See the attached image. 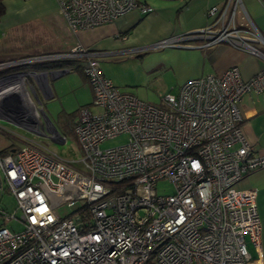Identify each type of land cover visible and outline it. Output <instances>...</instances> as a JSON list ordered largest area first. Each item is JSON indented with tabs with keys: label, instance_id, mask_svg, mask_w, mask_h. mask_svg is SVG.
<instances>
[{
	"label": "built area",
	"instance_id": "2783aa9c",
	"mask_svg": "<svg viewBox=\"0 0 264 264\" xmlns=\"http://www.w3.org/2000/svg\"><path fill=\"white\" fill-rule=\"evenodd\" d=\"M54 1L73 34L131 10L151 11L136 0ZM256 1L264 14V0ZM207 15L211 20L204 27L141 51L224 43L264 60V37L242 0H225ZM59 60L80 61L97 110L77 114V161L26 138L0 156L3 181L14 198L11 211L0 207V264H264L256 190L237 186L264 170V154L246 137L240 111L249 93L264 105V68L248 79L236 67L191 78L156 104L120 91L103 75L97 53L77 46L0 61V113L21 107L14 116L43 135L49 124L40 121L43 109L22 98L24 89L34 91L27 78L43 72L9 69ZM29 114L36 122L29 124ZM121 134L125 143L100 147ZM160 179L171 184L172 193L157 192ZM62 205L76 207L63 216L57 212ZM17 224L20 230L12 228Z\"/></svg>",
	"mask_w": 264,
	"mask_h": 264
},
{
	"label": "crops",
	"instance_id": "0c3cea01",
	"mask_svg": "<svg viewBox=\"0 0 264 264\" xmlns=\"http://www.w3.org/2000/svg\"><path fill=\"white\" fill-rule=\"evenodd\" d=\"M36 1L40 2L43 0ZM136 1L139 4L149 6L151 11L143 13L139 10H131L117 17L111 23L90 30L79 31L76 34L72 33L74 39L70 40L67 44L69 46L73 41L74 43L76 41L87 47L89 50L97 53V59L103 75L110 79L120 91L132 94L135 97L150 103L157 104L159 102V97L156 99L152 94H148L147 91L143 89H125L137 81L135 78L144 76L143 72L141 75V72L135 73L119 67L117 68V65L125 62L134 65L139 64V66L148 73V81L149 79L154 78V81L160 80L162 82L165 75H172V83L176 85V87L173 88L175 91H177L178 87L188 79L204 76L206 74L216 75L230 67H236L243 79L252 77L259 70L264 68V60L236 51L224 43L215 44L206 48L187 46L162 48L142 52V48L147 47L162 38L194 31L204 27L211 20L207 15L208 9L212 6L221 7L225 0ZM4 2H7V0ZM54 2H52L53 5L51 3V6L56 11L57 6ZM242 2L247 13L264 37V14L262 13L260 4L256 0H242ZM58 15L60 16L59 12ZM60 17L63 22H65L64 18L62 16ZM2 19L3 16L1 17V20ZM190 44L195 45L197 43L195 41ZM135 49H139L140 51L136 52L134 51ZM52 52H56V50L47 52L36 51L25 54L5 53L0 54V61ZM32 64L33 63L22 65L24 66V69H19V71H24L26 73H33L34 71L43 72L41 77L29 76L27 78V85L32 86L34 91L31 89L29 92L30 87H28V90L24 89L22 98L23 100H26L28 96L27 99L30 101L29 107H33V109L36 108V106L38 109L42 107L44 108L43 103L46 101L45 98H54L58 96L59 90L57 82L50 81L48 85L49 78L54 80L63 74L77 71L82 76V86L87 88L91 96V104L85 108H88L89 110L92 109L93 111L97 110V108L92 105V88L82 72L80 61L75 60L70 65L63 64L62 66L48 69H42L44 67V65H41L42 63H39L34 67ZM28 65H30V67H27ZM57 69L63 70V72L54 76L49 74V71ZM16 70L17 69L15 68L9 69V71ZM170 90H172V88H170ZM240 111L243 117V130L246 137L252 144L255 152L264 154V105L262 104V101L257 95L249 93L243 96L240 103ZM60 116L61 114L59 113L58 117L60 118ZM42 117L44 118L43 115ZM2 118L7 119L4 114L0 115V120L8 125L23 127L26 123L25 119H20L17 122L18 124H14L8 119L9 122ZM77 118L76 114L70 120L71 131L74 138L73 127ZM44 119H46L51 126L53 125L47 118ZM36 120H33V122H30L29 124L36 122ZM63 124L64 123L62 122L61 126L64 129L66 125ZM10 134L11 132L0 126V135L4 138L0 137V143L2 144L0 146V151L8 149L4 152V155L13 152L18 145H20L17 138L12 137ZM62 135L65 136V134ZM1 180L4 182L3 177H1ZM237 186L240 188H254L256 190V205L262 226L261 245L264 262V170H257L250 173L243 178ZM4 188L7 192L6 187ZM7 194L12 197L8 192ZM0 207L2 206L0 205Z\"/></svg>",
	"mask_w": 264,
	"mask_h": 264
},
{
	"label": "rangeland",
	"instance_id": "374dc122",
	"mask_svg": "<svg viewBox=\"0 0 264 264\" xmlns=\"http://www.w3.org/2000/svg\"><path fill=\"white\" fill-rule=\"evenodd\" d=\"M52 2H54V0H43L40 2L36 0H7V2H4L6 8L5 14L3 15V19L0 20V54H25L36 51L47 52L52 50H56V52L52 53H61L67 52L77 46L86 49L87 47L76 41L75 43L73 41L69 46L67 45L70 40L74 39L73 34L69 31L65 22H63L60 17L61 15H58V11L52 8ZM118 67L130 72H141V75L142 72L144 73L143 77L135 78L137 81L133 83V85H130V87H126L125 89L127 90L143 89L147 91L148 94H152L156 99L168 91L176 92L173 90L176 85L172 83V75H165L162 82L160 80L154 81V78L148 81V73H146L139 64L134 65L125 62L117 65V68ZM50 79L51 78H49L48 85L50 81L57 82L59 93L57 97L45 98L46 101L43 103L44 108L42 107V109L49 122L53 124L59 134L61 133L60 137L62 136L61 138H65V141H60L59 136L55 133L50 124L47 125V128L44 126L42 130L43 135H38L25 127L8 125L2 120H0V126L11 132L10 135L17 138L20 144L25 140L24 138H26L33 142L41 143L64 160L77 161L81 153L71 131V119L69 118V114H78L81 109L88 107L91 104V96L87 88L82 86V76L77 71L63 74L54 80ZM170 88H172V90H170ZM59 113L61 114L60 118L58 117ZM40 117V121L44 122V118L42 116ZM27 118L35 120L30 114ZM62 122L64 123L63 125H66L64 129L61 126ZM31 129L33 130V127H31ZM62 134H65V136ZM0 137L3 138L1 135ZM126 141L127 136L121 134L104 140L100 144V147L110 148L121 145ZM1 145L0 143V146ZM1 177H3V175L0 168V178ZM4 187V182H2L0 187V205L4 209L11 211L14 206V201L13 198L7 194ZM157 192L159 194L172 193V186L165 179H160L157 181ZM75 207L76 205L73 207L62 205L58 207L57 212L64 216L71 213ZM12 228L20 230L21 226L17 224ZM247 246L248 249L251 250L250 245L247 244Z\"/></svg>",
	"mask_w": 264,
	"mask_h": 264
},
{
	"label": "trees",
	"instance_id": "16d2710c",
	"mask_svg": "<svg viewBox=\"0 0 264 264\" xmlns=\"http://www.w3.org/2000/svg\"><path fill=\"white\" fill-rule=\"evenodd\" d=\"M4 1L5 0H0V20H1V17L5 14V4H4ZM72 62H74V60H64V61H47V62H41L42 64L41 65H44V67L42 69H48V68H53V67H57V66H62L63 64H68L70 65ZM39 63H33V67L35 65H38ZM31 65V66H32ZM27 67H30V65H28ZM15 69L19 70V69H24V66H19V67H16ZM82 69V67H81ZM76 114V113H75ZM75 114H69V118L72 119V117L75 115ZM68 116V114H67ZM8 149L6 150H2L0 151V156H3ZM9 152V151H8ZM9 154V153H8ZM7 155V154H6ZM5 156V155H4Z\"/></svg>",
	"mask_w": 264,
	"mask_h": 264
},
{
	"label": "water",
	"instance_id": "95a60500",
	"mask_svg": "<svg viewBox=\"0 0 264 264\" xmlns=\"http://www.w3.org/2000/svg\"><path fill=\"white\" fill-rule=\"evenodd\" d=\"M13 97H15V98H17V97H19L17 94H13ZM5 101L4 100H2L1 102H0V107H4L5 106ZM21 107H19L18 108V110L17 111H12V110H10V109H7V111H5L4 113L2 112V113H0V115H2V114H4L6 117H7V119L10 121V122H12V123H14V124H18L17 122H18V119H17V117L16 116H14V112H20L21 111ZM42 115L44 116V118H47L46 116H45V114H44V112L42 111ZM3 120H5V121H7V122H9L7 119H5V118H2ZM53 126V125H52ZM53 129H54V131H55V133L60 137V135H59V133L57 132V130H56V128L53 126ZM1 183H2V180H1V178H0V187H1Z\"/></svg>",
	"mask_w": 264,
	"mask_h": 264
},
{
	"label": "bare ground",
	"instance_id": "6f19581e",
	"mask_svg": "<svg viewBox=\"0 0 264 264\" xmlns=\"http://www.w3.org/2000/svg\"><path fill=\"white\" fill-rule=\"evenodd\" d=\"M44 76V75H43ZM31 115V114H30Z\"/></svg>",
	"mask_w": 264,
	"mask_h": 264
}]
</instances>
